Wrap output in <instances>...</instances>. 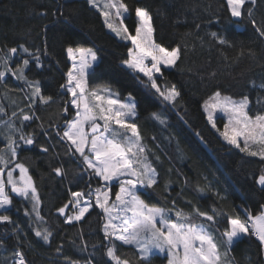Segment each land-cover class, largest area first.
Listing matches in <instances>:
<instances>
[{"label": "snow or ice", "instance_id": "6c2138e0", "mask_svg": "<svg viewBox=\"0 0 264 264\" xmlns=\"http://www.w3.org/2000/svg\"><path fill=\"white\" fill-rule=\"evenodd\" d=\"M89 4L99 9L104 26L119 41L130 43L120 63L133 80L151 91L163 104L172 108L181 104L183 97L180 88L170 83L165 73L177 69L183 62L187 45L169 47L158 42L153 13L147 7L134 8L136 22L134 29L130 30L124 22L130 13L126 0H89ZM226 5L232 18L237 21L247 19L259 38L264 39V17L260 21L255 17L258 6L264 5V0H226ZM196 27L199 29L200 25ZM210 36L219 45L235 47L226 35L211 32ZM199 39L203 41L202 37ZM65 51L71 63L64 73L65 82L60 85V95L67 97L63 100L61 113L67 115L71 108L74 115L65 119L63 125L50 124L49 128L63 142L67 149L65 154L78 160L82 173L87 177V184L79 191H72L71 198L56 211L66 224L79 223L85 221L86 217L91 219L92 215H96L103 240L89 245V241L83 239L81 229L79 251L86 252L89 246L94 251L83 261L64 256V264H94L93 257L97 253L106 256L111 264H130L125 254L119 251L125 245L136 251L142 264H151L158 254L165 256L166 264H238L232 250L245 238H254L259 244L258 255L264 256V205L256 215L249 209H242V218L239 213H227L215 206L201 210L191 200L185 201L191 206L190 210H185L175 200L171 201L169 207L151 204L145 199H150L159 185L161 177L156 164L161 158L145 143L137 119L136 95L132 91L121 95L108 83L90 84V79L97 75L96 67L100 63L99 49L95 46L69 45ZM42 55H48L46 38L43 47L19 44L7 47L6 51L0 48V83L8 88L6 81L11 76L29 90L27 112L22 107L8 116L6 108L0 104V114L8 116L0 120V125L6 129L0 133L4 143V147L0 148V225H13L12 232L17 234L19 228L15 226L12 216L7 214L13 205L10 193L31 203V213L26 210V215H34L36 221L46 223L39 210L41 198L36 182L29 167L20 159L21 152L32 146L45 154L50 148H55V145L38 143L35 130L24 131L32 121L41 120L35 114L37 102L40 105L56 102L52 95L44 94L39 79H30L26 74L31 64L40 69L45 67ZM239 55L244 56L245 52L241 50ZM248 55L254 57L255 52L249 49ZM211 75L215 76L216 73ZM253 87L264 90V83L257 86L253 82ZM251 104L248 95L233 97L217 88L202 107L211 127L228 145L264 161V108L259 107L264 104V97H257L256 110L252 109ZM150 115L153 120L168 127L164 112L156 111ZM16 118L19 119L18 124ZM217 118L226 119L222 131L217 127ZM184 123L187 124V120ZM37 127L44 129L43 122ZM195 134L203 140L199 132ZM44 135L51 139L47 130H44ZM55 155L58 157L60 154ZM17 172L18 176L14 175ZM53 172L58 177L67 175L62 165L53 168ZM188 183L185 178L183 185L186 187ZM256 183L264 189V169H261ZM170 185L171 181L165 183V192ZM114 188L117 189L115 192ZM183 190L182 187L179 195L183 194ZM209 190L210 182L195 186L198 194ZM216 196L224 199L218 192ZM225 217L228 227L221 230L218 225ZM33 231L36 237L50 243L53 232L48 227H36ZM7 234V229L0 233V248H6L4 237ZM21 243L17 236V246L10 253L11 264H30L24 249L19 246ZM62 249L61 245L56 251L61 253ZM248 264L259 262H253L249 257Z\"/></svg>", "mask_w": 264, "mask_h": 264}, {"label": "trees", "instance_id": "16d2710c", "mask_svg": "<svg viewBox=\"0 0 264 264\" xmlns=\"http://www.w3.org/2000/svg\"><path fill=\"white\" fill-rule=\"evenodd\" d=\"M126 2L130 13L124 22L130 30L134 29L136 22L134 8L147 7L153 13L158 42L169 47L187 45L183 62L177 69L165 73L168 81L175 83L182 92V103L176 108L163 104L151 91L133 80L120 63L130 43L119 41L104 26L99 9L90 5L89 0H0V48L6 51L7 47L19 44L43 47L46 38L48 55H42L45 67L40 69L31 64L26 74L30 79H39L44 94L52 95L56 101L50 105L37 102L35 114L41 120L32 121L24 129L26 133L35 130L38 143L55 145V148H50L45 154L32 146L20 154L21 161L29 167L36 182L41 198L39 210L46 223L36 221L34 215H26V210L31 213L29 201L10 193L13 205L7 214L16 222L19 233L12 232L13 225H0V233L5 229L8 233L4 237L6 248H0V264H11L10 253L17 246V236L22 242L19 246L24 249L30 264H64V256L81 261L88 259L94 250L89 246L88 251H79L81 229L83 239L89 241V245L103 240L96 215H92L91 219L86 217V222L66 224L56 211L67 203L72 191H79L87 184V177L82 173L78 160L65 154L67 149L63 142L49 128L50 124L63 125L65 119L74 115L71 108L67 115L61 113L63 100L67 99L60 95V85L65 82L64 73L70 66L65 51L69 45L95 46L99 49L97 75L90 79V84L108 83L118 89L121 95H126L128 91L136 95L137 119L145 143L161 158L156 164L161 177L159 185L150 199L145 197L149 203L170 207L171 201L175 200L179 207L190 210L191 206L185 201L191 200L201 210L215 206L227 213H239L242 218V209H249L256 215L261 205H264V189L256 183L261 169H264V161L228 145L211 127L202 107L204 101L219 88L224 94L233 97L248 95L252 109H257L256 99L258 96L264 97V90L253 87V82L257 86L264 83V39L259 38L247 19L237 21L230 16L226 0ZM255 17L257 21L264 17V5L258 6ZM196 25H200L199 29ZM211 32L226 35L235 47L219 45L210 36ZM249 49L255 52L254 57L248 55ZM241 50L245 52L244 56L239 55ZM213 72L215 76L211 75ZM6 82L8 88L0 83V104L4 105L8 116L22 107L26 112L29 111L26 107L30 103L27 98L29 90L11 76ZM259 107L264 108V104ZM156 111L166 114L168 127L151 118L150 114ZM8 116L0 114V120ZM16 119L18 124L19 119ZM184 120H187V124ZM41 122L44 129L37 127ZM44 130L51 135L50 140L44 135ZM5 131L0 125V133ZM197 132L203 140L195 134ZM2 147L3 137L0 136ZM55 153L60 155L57 157ZM61 165L67 170L64 177H58L53 172V168ZM185 178L189 182L186 187L183 185ZM168 181H171V185L165 192L164 186ZM209 182L211 190L204 194L195 191L197 184L204 186ZM182 187L183 194L179 195ZM116 190L113 189L114 192ZM217 192L224 199H218ZM36 227H48L53 232L50 243L35 236L33 229ZM218 227L221 230L228 227L226 217ZM61 245L62 252L58 253L56 249ZM119 251L125 254L130 264H142L131 246H121ZM258 252V242L254 238H245L233 247L232 255L238 264H248L249 257L253 262L264 264V256L258 255ZM93 259L94 264L96 261L99 264H111L102 253H97ZM151 264H166L165 256L156 255Z\"/></svg>", "mask_w": 264, "mask_h": 264}, {"label": "rangeland", "instance_id": "374dc122", "mask_svg": "<svg viewBox=\"0 0 264 264\" xmlns=\"http://www.w3.org/2000/svg\"><path fill=\"white\" fill-rule=\"evenodd\" d=\"M71 63V62H70ZM218 116H219V114H218ZM226 123V119H222V118H217V120H216V124H217V127L222 131L223 130V126H224V124ZM14 175H16V176H18V172L17 173H15ZM15 194V193H14ZM20 198H22V197H20ZM24 199V198H23ZM27 201V200H26ZM29 204H30V207H31V209H32V206H31V203L29 202Z\"/></svg>", "mask_w": 264, "mask_h": 264}]
</instances>
